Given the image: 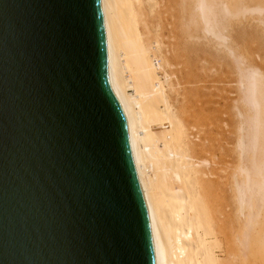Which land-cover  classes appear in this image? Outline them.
<instances>
[{
    "label": "water",
    "instance_id": "water-1",
    "mask_svg": "<svg viewBox=\"0 0 264 264\" xmlns=\"http://www.w3.org/2000/svg\"><path fill=\"white\" fill-rule=\"evenodd\" d=\"M0 264H157L101 0H0Z\"/></svg>",
    "mask_w": 264,
    "mask_h": 264
},
{
    "label": "bare ground",
    "instance_id": "bare-ground-1",
    "mask_svg": "<svg viewBox=\"0 0 264 264\" xmlns=\"http://www.w3.org/2000/svg\"><path fill=\"white\" fill-rule=\"evenodd\" d=\"M101 1L114 90L157 264H264V70L231 47L228 31L241 45L263 43L264 0H235L229 7L216 0ZM192 40L226 50L241 95L225 189L216 153L218 80L213 106L205 110L206 80L190 61L199 54ZM215 48L208 51L213 61ZM224 191L229 195L220 200Z\"/></svg>",
    "mask_w": 264,
    "mask_h": 264
},
{
    "label": "rangeland",
    "instance_id": "rangeland-1",
    "mask_svg": "<svg viewBox=\"0 0 264 264\" xmlns=\"http://www.w3.org/2000/svg\"><path fill=\"white\" fill-rule=\"evenodd\" d=\"M220 4H222L224 7L233 6L235 3V0H216ZM194 27V36L200 34L198 32L199 26L196 24V22L193 24ZM160 30V29H159ZM230 33L231 38V47H233L236 52H240L245 59H248L252 62V64L258 66L259 68L264 70V40L262 42H258L257 44L251 45V43L248 41L249 44L247 45H241L237 42L235 39V31H232L231 29L228 30ZM167 36V35H166ZM166 37H163L162 40H165ZM196 45L199 46V54L192 55L190 58L191 63L197 62L198 67L200 68L198 71L202 76L205 77L206 83L204 88L205 96L202 98L203 101V109L207 110L211 106H213L210 103V100L213 99L211 97V94L213 93V86L214 82L218 80L217 87L219 86V134L217 135L219 143V149H217L218 159L220 162L219 166V183L220 187L222 189H225L227 184V178L230 176L228 167H229V156L227 149L231 148V145H229V142H237V135L234 134V126H233V114L236 112V109L234 108L236 101L239 98H241V95L239 92H237L236 89V83H235V74L233 73V65H231V58L227 55L225 52V49H218L213 46L208 45V43H204L200 40H192ZM257 41V40H254ZM215 48L217 51V58L215 61H213L210 58V54L208 51L210 49ZM253 50V51H252ZM256 52V53H255ZM218 60V62H217ZM203 67V69H202ZM195 68V67H194ZM194 70V69H193ZM192 70V72H193ZM196 70V69H195ZM194 73H196L194 71ZM215 86V87H216ZM236 98V99H234ZM207 129V125L205 126ZM195 133V130H193ZM222 195L228 197L229 194L227 192H221L220 200H222ZM220 196V195H219ZM198 209V208H197ZM241 233L240 227L238 228L235 225L234 234L235 236H239ZM212 241L210 238L207 237V243H211Z\"/></svg>",
    "mask_w": 264,
    "mask_h": 264
}]
</instances>
